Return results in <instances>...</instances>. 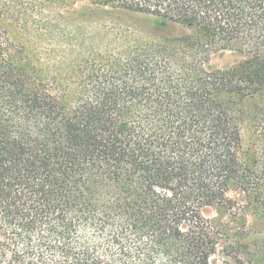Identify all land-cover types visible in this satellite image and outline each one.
Wrapping results in <instances>:
<instances>
[{
	"label": "trees",
	"instance_id": "obj_1",
	"mask_svg": "<svg viewBox=\"0 0 264 264\" xmlns=\"http://www.w3.org/2000/svg\"><path fill=\"white\" fill-rule=\"evenodd\" d=\"M84 2L187 33L87 32ZM249 213L264 222V0H0V264H264Z\"/></svg>",
	"mask_w": 264,
	"mask_h": 264
},
{
	"label": "rangeland",
	"instance_id": "obj_2",
	"mask_svg": "<svg viewBox=\"0 0 264 264\" xmlns=\"http://www.w3.org/2000/svg\"><path fill=\"white\" fill-rule=\"evenodd\" d=\"M73 20L84 23L87 32L89 31L90 24L101 27L106 26L115 29H139L146 32V36L151 40H164L167 38L181 37L187 33V31L180 25L168 22L159 21L158 18L148 16L144 14H138L130 11L116 10L111 8H102L93 5L89 2L78 4L74 8ZM239 58L231 52L219 53L216 55L211 64L214 68H223L235 64ZM258 102L256 100H250L246 103L248 109V115L243 123L242 137L244 141L245 149L259 145V142L254 135L256 123H254L253 115ZM261 146V145H259ZM204 216L209 219L219 217V212L215 208H205L203 210ZM224 219H229L230 213H223ZM248 223L247 229L251 231L250 237L252 236L253 243L264 251V222L259 220L249 213L246 217ZM223 252L219 253L215 257V264H222L223 260L226 259ZM244 261L243 264H250ZM231 264H236L231 262ZM239 264V263H238Z\"/></svg>",
	"mask_w": 264,
	"mask_h": 264
}]
</instances>
